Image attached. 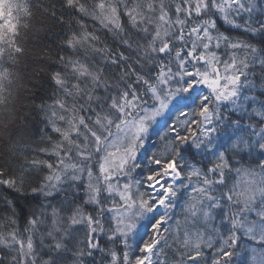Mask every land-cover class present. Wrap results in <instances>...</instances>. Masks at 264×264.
I'll return each instance as SVG.
<instances>
[{
	"label": "snow or ice",
	"instance_id": "6c2138e0",
	"mask_svg": "<svg viewBox=\"0 0 264 264\" xmlns=\"http://www.w3.org/2000/svg\"><path fill=\"white\" fill-rule=\"evenodd\" d=\"M36 6L64 23L54 5ZM62 7L80 17V31L58 46L53 90L36 105L58 137L38 150L50 158L25 156L15 167V140L0 159V187L23 193L31 171L47 169L31 194L62 197L41 204L25 229L50 220L41 264H97V253L100 264H232L242 238L251 242L248 264H264V100L250 78L257 67L264 73V46L219 27L264 37V0H62ZM31 15L30 0H0V106L14 99L18 74L6 65L25 54L16 37ZM87 19L114 46L88 30ZM65 47L74 55L65 56ZM166 116L161 134L156 126ZM154 134L163 151H151ZM221 137L230 148L216 143ZM257 150L254 167H234L226 155ZM232 171L248 177L242 187H228ZM0 248L14 253L0 264H37L31 234L0 231Z\"/></svg>",
	"mask_w": 264,
	"mask_h": 264
},
{
	"label": "trees",
	"instance_id": "16d2710c",
	"mask_svg": "<svg viewBox=\"0 0 264 264\" xmlns=\"http://www.w3.org/2000/svg\"><path fill=\"white\" fill-rule=\"evenodd\" d=\"M24 2V0H21ZM43 5H54L57 17L63 16L64 23H59L56 19L50 17L46 12L37 8V0H30L32 15L30 18L22 17L20 20V27L18 28V35L16 37L17 43L25 49V54L18 56V63L15 66H10V70L18 75L13 79L12 96L14 97L12 103L7 106H0V159H3L4 155L10 150V145L16 140L19 151L17 155L13 157V160H17L18 163L15 167H19L20 163L24 162L26 156L28 160L32 158L49 159L50 157L44 153H40L38 150L44 147H50L48 137L57 139L55 133L51 131L50 126L46 124V118L36 105L41 103V100H47L48 96L52 92L50 74L52 71L59 70L55 66V60L58 46L61 45L64 39L72 32H79V25L76 23L79 16L70 15L71 10H65L62 7V0H41ZM88 26V30L95 29L97 34L101 36V39L108 43L110 46H114L112 37L104 33L99 25H94V22L90 19L84 21ZM27 24L28 27H23ZM221 31L232 37H238L243 40L257 45L264 46V37L257 36L255 39H251L247 34L239 29H232L223 22H219ZM47 51L51 59L47 57L44 60H39V54ZM65 56H73L74 53L65 47ZM27 67V72L25 68ZM254 80L257 87L254 90V94L261 100H264V89L261 88V84L264 83V73H261L259 67L255 69V75L250 77ZM206 90V89H205ZM34 98V102H33ZM182 106L177 103L171 109L169 114L172 119L179 115V110ZM187 111V109H184ZM230 119L236 120L240 117L237 114L228 113ZM25 116L24 123L20 122V117ZM169 119V116L161 119L156 126V131L163 134L164 120ZM183 119V117H181ZM242 123L247 124V118H244ZM236 136H233L235 140ZM153 142L156 144V148H152L151 151H163L164 142L160 141L158 136L153 135ZM219 144H227L230 148L231 141H227L225 137H221L216 142ZM150 153H145V155ZM226 155L230 158L229 163L234 167L246 168L249 165L253 167L256 165L258 159H260V153L257 150L248 156L246 153H240L233 156L229 151ZM54 159V158H53ZM200 160L199 156H195L193 162ZM199 166V164H197ZM47 174V169L32 170L30 175V182L24 185V192L17 193L9 189L0 187V231L5 233L17 230L19 235L26 238L29 234L34 237V246L37 250V264H41L43 259L48 258V250L40 243L41 234L44 233V228L50 225V220L46 222L45 226H41L38 231H28L26 228H30L28 224L29 218L33 215H39L41 204H48L51 202L53 205L58 204L61 200V195L57 194L54 197L45 198L42 195H32L30 189L32 187H38L43 179V176ZM227 185L232 187L236 184L239 187L244 185V182L248 177L243 173L237 175L235 171L226 173ZM7 200L13 202V206L6 203ZM184 201H178L176 209L177 214L182 219V207L181 204ZM50 215V209L48 210ZM15 213V215H14ZM15 219L16 224L13 225L11 221ZM143 231V230H141ZM45 245L50 243L45 235ZM103 243V241H102ZM251 243L245 239H241L236 249V255L233 257L232 264H248L249 253L244 247V244ZM14 253H9L8 250L0 248V256H9ZM97 264H100L102 254L96 255ZM71 264V260L68 261ZM106 264V261H105Z\"/></svg>",
	"mask_w": 264,
	"mask_h": 264
}]
</instances>
